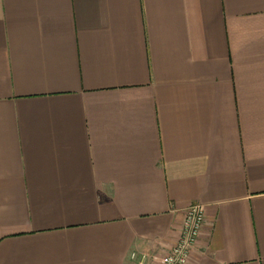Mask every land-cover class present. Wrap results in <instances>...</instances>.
Listing matches in <instances>:
<instances>
[{
    "label": "crops",
    "instance_id": "crops-1",
    "mask_svg": "<svg viewBox=\"0 0 264 264\" xmlns=\"http://www.w3.org/2000/svg\"><path fill=\"white\" fill-rule=\"evenodd\" d=\"M264 264V0H0V264Z\"/></svg>",
    "mask_w": 264,
    "mask_h": 264
},
{
    "label": "built area",
    "instance_id": "built-area-1",
    "mask_svg": "<svg viewBox=\"0 0 264 264\" xmlns=\"http://www.w3.org/2000/svg\"><path fill=\"white\" fill-rule=\"evenodd\" d=\"M204 221V212L202 205L194 203L189 205L185 211V218L182 223L180 236L178 240L172 244L166 252L161 256H153L149 264H185L189 257L191 247L197 242L200 229ZM131 257L138 258L139 264H144L146 255L135 253Z\"/></svg>",
    "mask_w": 264,
    "mask_h": 264
}]
</instances>
